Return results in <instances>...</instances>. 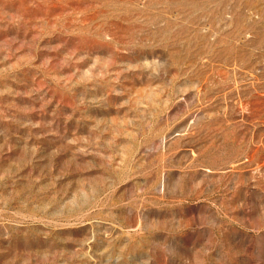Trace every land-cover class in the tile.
I'll list each match as a JSON object with an SVG mask.
<instances>
[{
    "label": "rangeland",
    "instance_id": "1",
    "mask_svg": "<svg viewBox=\"0 0 264 264\" xmlns=\"http://www.w3.org/2000/svg\"><path fill=\"white\" fill-rule=\"evenodd\" d=\"M0 264H264V0H0Z\"/></svg>",
    "mask_w": 264,
    "mask_h": 264
}]
</instances>
